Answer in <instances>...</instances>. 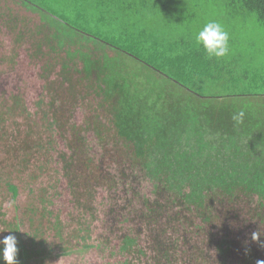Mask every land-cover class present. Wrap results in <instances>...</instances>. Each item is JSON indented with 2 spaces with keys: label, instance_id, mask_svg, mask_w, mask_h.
Instances as JSON below:
<instances>
[{
  "label": "trees",
  "instance_id": "obj_1",
  "mask_svg": "<svg viewBox=\"0 0 264 264\" xmlns=\"http://www.w3.org/2000/svg\"><path fill=\"white\" fill-rule=\"evenodd\" d=\"M43 1L0 0V238L18 264L264 261V67L243 44L264 51V0H76L75 24L55 11L73 0ZM208 19L229 56L195 45Z\"/></svg>",
  "mask_w": 264,
  "mask_h": 264
},
{
  "label": "clouds",
  "instance_id": "obj_2",
  "mask_svg": "<svg viewBox=\"0 0 264 264\" xmlns=\"http://www.w3.org/2000/svg\"><path fill=\"white\" fill-rule=\"evenodd\" d=\"M192 39L197 47H202L209 59H221L229 56L231 52L232 35L227 27L218 19H208L199 30L193 33ZM245 112L240 110L232 117L237 124L243 122ZM254 240H259L260 235L257 232L252 234ZM18 238L15 234H9L0 238V258L5 264H18ZM258 264H264V261H258Z\"/></svg>",
  "mask_w": 264,
  "mask_h": 264
},
{
  "label": "rangeland",
  "instance_id": "obj_3",
  "mask_svg": "<svg viewBox=\"0 0 264 264\" xmlns=\"http://www.w3.org/2000/svg\"><path fill=\"white\" fill-rule=\"evenodd\" d=\"M47 0H44L43 1V3L45 4V2H46ZM48 6L50 5L49 3L47 4ZM71 5H72V7H71V9H68L66 6H63V7H58V9L57 10H55V7H54V5H53V8H54V10L55 11H57L58 13L59 12H61L62 14H63V17H65L68 21H70L71 23H74L75 24V21H74V17H75V15L77 14L76 13V11H75V9H76V7H77V1L76 0H73V3H71ZM152 9H155L154 8V6L153 7H151ZM147 12V11H146ZM171 12V16H172V18H173V20H174V22L173 23H171V22H169L168 23V25L169 26H173L172 27V29H171V33H167V36H171V35H175V36H177V35H180L181 33H182V28H183V25L180 23H177V22H181L182 20H181V14L179 13L178 14V12H176V11H170ZM158 17V15H156V14H154V13H152L151 11H150V13H149V17L148 18H150V19H152V17ZM43 17L44 18H47V19H52L50 16H47V15H45V14H43ZM147 18V17H146ZM172 18H171V20H172ZM53 20H55V19H53ZM56 21V20H55ZM56 22H58V21H56ZM92 23V21H90V24ZM171 39H172V36L170 37ZM255 38L257 39V38H259V36H257V35H255ZM250 39H252V36L251 35H248L245 39H243L244 41H243V44L244 45H246L247 46V48H245V49H247L246 50V55H247V57H249V52H251L252 51V53H253V60H252V65L253 66H260V67H264V51L262 52V51H260V49H258L257 51H255L254 50V47H249V44H248V40L250 41ZM259 47H262V48H264V45H262V46H258V48ZM248 48H250L251 49V51H250V49H248ZM255 52V53H254ZM243 59L244 60H246V56L245 55H243ZM132 58V57H131ZM136 61V60H135ZM138 63H133V64H135L136 65V67H137V69L140 71V69H145V68H147L148 69V67L147 66H145L143 63H141V62H139V61H137ZM142 66H144L145 68H143ZM147 69H145V71H149V70H147ZM151 75L152 76H156V71H151ZM164 83V85L165 86H167V89L169 90V89H172V83H170V81L168 80V79H162V83L161 84H163ZM205 138L206 139H211V140H213L215 143H217L218 141H219V138H218V136L216 135V134H210V133H208V132H206L205 133ZM145 187V191H147V192H149V189H150V187H148V186H144L143 185V188Z\"/></svg>",
  "mask_w": 264,
  "mask_h": 264
}]
</instances>
